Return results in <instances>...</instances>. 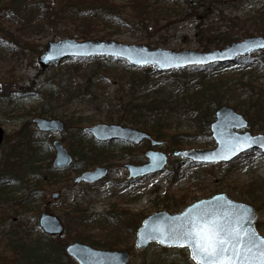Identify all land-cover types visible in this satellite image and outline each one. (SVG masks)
<instances>
[{"label":"rangeland","instance_id":"374dc122","mask_svg":"<svg viewBox=\"0 0 264 264\" xmlns=\"http://www.w3.org/2000/svg\"><path fill=\"white\" fill-rule=\"evenodd\" d=\"M6 1L0 0V4ZM47 1L62 5L66 0ZM161 3L166 4L163 7L155 5L160 12L143 13L136 5L131 6L125 0H115L111 8L116 13L114 15L118 16H113L115 19L113 17H111L113 19H104L100 13L85 15L84 18L91 21V23L86 22L87 28L80 24L77 20L79 18H63L49 24L43 20H35L31 22V29L26 34H29L30 40L33 41V44L29 45L19 39L17 43L13 42L12 38L15 40L17 38L12 35L19 34L20 29L8 22V18L2 23L3 25H0V82L13 81L9 88L0 90V127L4 132L0 144V173L4 161L10 156H8L9 152L17 155L26 151L22 147L12 150L17 141L23 143L25 135L30 138L34 133L35 136H39V141L42 139L41 141H45L46 145L51 146L54 139H60L72 153L76 143L82 141L87 145L94 142L91 135L84 131L86 126L105 122L142 129L125 121L131 116L128 104L133 105L134 100L138 102L156 87L162 89L160 94L164 98L177 97L178 104L167 110L169 114L167 121L173 126L181 127L171 129L165 137L167 143L156 149L169 155L174 150L213 148L214 143L210 144L204 131L201 133L198 129L193 116L195 112L190 113V107L186 105L187 101L183 100L182 94L191 93L196 89L212 88L214 85L213 87H217L220 93L221 104L234 108V102L244 101L249 91L259 88L264 90V70L253 68L251 72L248 64L251 60L243 63L238 61L217 64L218 66L200 71L185 68L179 73L168 71L158 74L151 66L135 68L119 59L65 58L44 69L37 64L36 58L39 54H35L36 50L40 51L50 40L57 41L68 36L80 39L75 34L81 28L89 32L90 36L87 38L102 40L107 38L124 44H147L174 51L189 49L205 51L204 46L207 48L206 51H210L234 40L264 35V32L260 33L264 24H261L257 18L264 12L262 10L264 0H193V10H190L183 0H160L158 4ZM167 6L169 10L166 9ZM83 10L85 9L77 11L72 4L66 8L70 14H79ZM258 11L261 12L257 13ZM253 15L255 19H252ZM74 21L78 22V25ZM26 35L19 37L25 38ZM259 54L255 52L250 56L257 58ZM78 69L80 73L74 76L72 72L75 73ZM66 73L72 75L64 76L63 74ZM244 73H247L244 79L250 77L253 81L252 85L245 83L241 85L240 77ZM132 77L134 80L146 78L148 81L151 80V83L148 88L136 90L131 95L122 85L126 79ZM89 78L91 80L87 83ZM71 79L73 80L67 82ZM184 86H187L188 90L181 92ZM234 88L236 90L232 92ZM75 91H78V95L74 94ZM210 109L214 113L216 107L213 103ZM237 111L243 114L242 110ZM243 115L249 118V115ZM35 117L58 118L64 125L69 124V129L64 128L61 133L40 132L32 121ZM212 117L214 118V115ZM119 118L123 120L120 121ZM142 118L151 120L147 116ZM150 120L147 124L151 122ZM257 127L258 124L255 127L249 124L247 129L252 134L264 133L258 131ZM182 132L189 133V141L173 146V138H169L168 135ZM109 142L97 144V152H99L97 159L92 157V162L81 159L86 170L98 166L108 168V174L98 182L75 183L79 170L82 171L78 169L75 161L71 168L63 171L49 169L48 166H51L54 157L52 153L39 155V163L35 164L38 166V175H46L43 179L45 183L41 186H38L41 178L38 176L35 178L31 176L30 179L27 177L24 183L14 186L3 185L8 205L6 203L0 205L3 216L0 218L1 262L13 264L18 257V252L6 240L7 230L11 226L19 225L16 229L17 235L24 234L26 230L31 238L37 239L42 232L38 225V216L47 210L61 219L64 229L69 232L68 235L84 236L89 239V241L69 239L68 235L63 234L62 237L68 240V243L83 241L98 248L128 249L131 258L126 264H194L188 248L164 247L156 243L144 248L136 247L135 230L144 216L164 210L174 214L182 211L186 205L195 202L196 199L216 193H224L231 199L255 206L256 229L264 235V195L257 187L258 182L246 187L249 183L258 181V177L264 176V154L258 150L248 151L226 164L188 163L169 155L168 164L162 172L141 180H128V172L124 165L139 163L138 160L144 161L143 154L149 145L147 142H142L140 145L128 147L124 143ZM44 147L48 148V146ZM72 154L77 160L78 156ZM35 155L37 156L36 152ZM17 158L13 160L14 170L20 175L26 172L27 168L26 170L22 166L20 168ZM93 159L100 162H95ZM48 177L50 182L46 183ZM34 190H36V198H32L26 207L14 209L9 205L12 202L10 198L25 196ZM41 193L43 196H40ZM259 194L260 198L257 199L256 196ZM76 208L78 211H73ZM91 239L93 240L90 241ZM14 242L17 244V241ZM61 260L65 262L63 264H77L74 259L70 263L64 256Z\"/></svg>","mask_w":264,"mask_h":264},{"label":"water","instance_id":"95a60500","mask_svg":"<svg viewBox=\"0 0 264 264\" xmlns=\"http://www.w3.org/2000/svg\"><path fill=\"white\" fill-rule=\"evenodd\" d=\"M193 2V0H183ZM264 50V35L241 38L221 48L202 50H178L174 51L169 48L152 47L144 44H127L112 39L65 37L60 40H50L44 46V49L37 56V64L41 69L49 67L51 64L62 61L65 58H93L109 57L119 59L134 67L151 66L158 72H168L169 70H179L190 66H209L211 64L232 63L237 58L249 56L253 52ZM2 85L0 83V90ZM214 119L209 124L210 136L215 142L214 148L209 149H183L172 152V155L184 157L191 162L220 163L228 162L237 155L247 152L248 150L259 149L264 154V134H251L249 130L239 132L248 126V121L243 114L238 113L228 105L218 107L214 112ZM37 124L40 131H61L64 124L58 118L48 119L35 117L32 120ZM88 131L97 141L123 140L135 145L140 144L143 140H148L152 147L161 146L164 140L154 139L146 131L134 129L130 126H122L115 123H96V125L87 126ZM3 129L0 127V143L3 139ZM251 142L250 146L244 147L243 142ZM240 144L242 150L233 154L228 151V146ZM55 157L52 161L54 168H66L72 162V155L68 153L66 147L59 140L53 142ZM149 160L141 165L127 164L129 175L128 178H137L146 175H152L161 172L167 162L166 154L155 149H149L145 152ZM106 169L98 166L93 170L84 171L77 176L75 182L85 181L93 182L104 176ZM196 202L187 205L184 210L175 214L164 211H156L143 219L141 225L136 230L135 245L139 248L146 247L151 242H156L162 246H179V242L167 238L164 233L175 227L183 221L186 214L193 211H202L206 208H212L217 212H240L247 210V220L245 226H250L254 232L261 238L264 235L259 234L254 228L255 209L252 205L245 202L231 199L224 193H216L206 198L195 200ZM39 224L45 233L59 235L63 232L62 222L50 212H43L39 216ZM182 247V246H179ZM191 259L195 264L197 262L192 258L191 249L188 246ZM69 256L77 261L78 264H125L129 259V252L126 250H105L98 249L85 243L72 242L65 247Z\"/></svg>","mask_w":264,"mask_h":264},{"label":"trees","instance_id":"16d2710c","mask_svg":"<svg viewBox=\"0 0 264 264\" xmlns=\"http://www.w3.org/2000/svg\"><path fill=\"white\" fill-rule=\"evenodd\" d=\"M114 1L115 0H66L62 3V5H58V4L56 5V4H53V2L47 1V0H7L6 3L0 4V25L2 23H5L8 18L9 20L8 22H10L13 26H15V28L20 29L19 34L12 35L17 38L16 40L12 38L13 42L17 43V40L19 39V41L29 45V44H33L32 43L33 41L30 40L29 34L28 35L26 34L31 29V25H30L31 22H35V20H43L44 22L49 24V23L54 22L55 20H60L63 18L71 17L74 19L79 18L77 20L80 21V24L84 25V27L87 28L88 25L86 24V22L91 23V21L86 17L84 18L85 15L91 16L95 13H100V15L104 16V19L105 18L113 19L114 18L113 16H118V15H114L116 13H114L115 11H113V8H111L113 6L112 4H114ZM150 1L151 0H125V2L131 6H134V5L138 6V9L143 13L160 12L159 9L155 7V5L163 7L166 4V3L158 4L160 0H152L153 4ZM70 4H72L76 8L77 11H81L82 9H85V10H83V12L79 14L78 13L70 14L69 12L66 11V8L69 7ZM187 5L189 6L190 10H193L194 5L192 3L187 2ZM166 9L169 10V7L167 6ZM260 12L261 11H258L257 13H260ZM252 17H253L252 19H255L254 15ZM257 18L260 20L261 24L262 23L264 24V12L262 13V15H258ZM74 22L78 25V22L76 21ZM262 32H264V27L260 30V33ZM23 34L26 35L25 38L24 37L21 38ZM65 35H66V32H65ZM75 36H78L80 39H82V38H87L90 35L87 30H83L81 28L76 31ZM42 49H40V51L36 50L35 54H40ZM203 49L206 50L207 49L206 46H204ZM93 59L98 60L99 58L93 57ZM104 59L108 60L110 58H104ZM104 59H99V60H104ZM249 60H251L248 63L249 68H251L249 69L251 72L253 71L252 70L253 68L264 70V51L260 52L257 58H255L254 56L242 57L240 59V62L243 63V61H249ZM215 65L216 64H213L211 66H215ZM96 69H99V68H96ZM188 69L200 71V70H203L204 68L190 67ZM181 71L182 70L170 71V72L179 73ZM72 73L74 74V76L76 74L78 75V73H80V70L78 69L77 71H75V73L74 72ZM72 73H66L63 75L64 76L72 75ZM246 74L247 73H244L240 77V82H242L241 85H244V83L246 85H252L253 81L250 80L251 79L250 77H246L244 79V76ZM74 76H73V79H74ZM73 79L67 82H70ZM90 80H91L90 78L87 79L88 81L87 83H89ZM141 82L143 83L141 84ZM1 83H2V88L4 90V88H9L11 86V83H13V81L4 80ZM150 83H151V80L148 81L146 80V78H143V79L137 78V80H134V78L132 77V78L126 79L122 87L124 88V90L126 91L128 90V92L132 95L134 91L136 90L148 88V85H150ZM213 86L212 88L208 87V89L203 88L201 90L196 89L191 93L182 94L183 100L187 101L186 105L190 107V113L195 112L193 116L195 118V122H196V125L198 126V129L200 130V132L204 131V134L207 137L208 141H210V144H212V140L209 136V129H208L209 126H207V124H209L213 119L212 117L213 110L210 108H211L212 103L215 105L216 108L218 106L223 105L221 104V99L219 98L220 93L218 92L217 87H213ZM251 88L253 89V87ZM186 90H188L187 86H184L181 88L180 91L183 92ZM235 90L236 89L234 88L232 92ZM77 92L78 91H75L74 94L78 95ZM160 92H162V89L160 87L159 88L156 87L154 90H151V93H150L151 95L148 94L147 96H143V98L139 99L138 102L134 100L135 103L133 105L131 103L128 104L130 105L128 108H129V112L131 116L127 120H125L127 122L133 123V125L138 128L141 127L142 129H144L149 134H151L152 136H154L156 139H159V140L166 139L165 137L167 136L169 132H171L170 131L171 129L181 128L177 125L173 126L172 123H169L167 121L168 119L167 116L169 115L167 110L171 106L178 104L177 99H176L177 97L170 96L171 98L167 99L161 96ZM249 92H250L248 93L249 95L244 99V101L238 100L239 102H236V101L234 102V106H235L234 108H236L237 110H242L243 114L249 115V118L247 119H248V123L252 127H255L256 124H258L257 130L264 131V90H261L259 88L255 91L252 90ZM50 114L54 115V113H51V112ZM144 116L151 118V120L149 119L151 121L149 124H147V121H149L147 118L145 120L144 118H142ZM122 120L123 119H120V121ZM68 125L69 124L65 123L66 129H69ZM38 134L40 135L41 133H38ZM188 136H189L188 132H182L178 134L174 133V135L173 134L168 135L169 138H173L172 139L173 146L182 144L187 140L189 141ZM38 137L39 136H35L34 133H33V136L30 138H28L27 135H25V140H24L25 143L24 141L23 143H19L17 141L14 144L15 146L12 147V150L15 151V149H17L18 147H22L23 149H26V151L17 153V155L14 152H12V154L9 152L8 156L9 155L10 156L4 161L3 170L0 173V205L4 203L7 204V200H8L7 195L5 194L3 185L14 186L19 183H24L26 181V178L28 177L30 179L31 176H33L34 178L36 176L41 177L38 186L42 185V183L44 182L43 179H45L46 175L45 176L44 174L38 175V171H37L38 166H36L35 164L39 163V160H40L39 155H44V154L50 155L53 153V148L50 144L46 145L47 143L45 141L44 142L41 141L42 139H40L39 141ZM77 140L79 139L77 138ZM84 144L85 142H82V141L81 143L80 142L76 143V146H74V150L71 151L72 153H75L78 156L76 160L78 169H82L85 166V164L82 163L81 159H83L86 162L87 160L88 162H92L91 158L94 157V159H97V155L99 154V152H97L98 149L96 146L97 144H100V143L93 142L89 144L87 143V145H84ZM44 146H48V148L46 149ZM35 152L37 153V156L35 155ZM16 158L17 160H19L18 166L20 168L22 166L24 170H26L27 168L26 172L28 174L24 172L19 175L17 174V172H15L14 170L15 163L13 160H16ZM94 161L98 162L99 160L98 161L94 160ZM138 161L139 163H141L142 160L141 161L138 160ZM92 164H94V162ZM48 167L49 169L53 170L51 166H48ZM49 179H50L49 177L46 179V183L50 182ZM256 182H258L257 184L258 189H260L264 195V176L258 177V181L251 182L246 187ZM32 198L33 199L36 198V191L35 192L31 191L30 193H28V195H25V196L10 198L12 202L9 205H12L14 209L15 207L24 208L31 201ZM256 198L259 199L260 194L256 196ZM257 199L252 198V200L254 201H257ZM254 209H256L255 206H254ZM73 211H78V209L77 208L73 209ZM113 211L114 209L111 210V212ZM4 212H6V210H4ZM111 212H109V214H111ZM2 217H3L2 212H0V218ZM254 225H255V228H257L256 223ZM18 228H19V225L11 226L7 230L8 233L6 231L8 235L6 239L8 241V244L12 245L13 248H15V250L18 252L17 253L18 257L15 260V263L13 264H63L65 263L63 260H61V257L63 256L66 257V259L69 260V262L71 263L72 259H70L64 251V247L68 243V240L64 239L62 236L63 234L68 235L69 233L66 228L62 235H59V236L48 235L47 236L43 232H41L39 233V237L37 239L31 238L29 236V233L26 230L24 234L17 235L16 232L18 230L16 229ZM68 237L69 239L78 238V239H82L85 241H89V239L84 236L77 237V236H73L72 234H69ZM92 240L93 239H91L90 241ZM14 241H17V244H15ZM0 264H6V263H3L0 261Z\"/></svg>","mask_w":264,"mask_h":264},{"label":"snow or ice","instance_id":"6c2138e0","mask_svg":"<svg viewBox=\"0 0 264 264\" xmlns=\"http://www.w3.org/2000/svg\"><path fill=\"white\" fill-rule=\"evenodd\" d=\"M245 141L243 146H250ZM235 154L240 144L228 146ZM247 210L217 212L212 208L190 210L182 222L167 230V238L188 246L197 264H264V238L245 226Z\"/></svg>","mask_w":264,"mask_h":264},{"label":"flooded vegetation","instance_id":"af4514ba","mask_svg":"<svg viewBox=\"0 0 264 264\" xmlns=\"http://www.w3.org/2000/svg\"><path fill=\"white\" fill-rule=\"evenodd\" d=\"M92 140H93V138H92ZM93 141H94V140H93ZM109 141H114V142L117 143V144H118V143H122V144L124 143V145H126V142H125V141H123V140H119V139H118V140L112 139V140H109ZM109 141H108V142H107V141L101 142V144H108V143H110ZM120 141H121V142H120ZM129 146H131V145L129 144L128 147H129ZM133 146H134V145H133ZM145 161H146V160H145ZM145 161H144V162H145ZM73 165H74V164H73ZM73 165H72V166H73ZM72 166H70V167H66V168H71ZM124 166H126V164H125ZM103 167H104V166H103ZM95 168H96V167H95ZM104 168L106 169V172H105V173H106V175H107V174H108V168H107V167H104ZM93 169H94V168H93ZM93 169H88V170H93ZM88 170H86V169H85V166H84V168H82V171L79 170V172L82 173V172H84V171H88ZM106 175H105V176H106ZM43 183H45V180H44ZM83 183H84V182H83ZM86 184H90V183L88 182V183H86ZM42 191H43V190H42ZM42 191H41V192H42ZM43 192H44V191H43ZM41 195L43 196L42 193H41Z\"/></svg>","mask_w":264,"mask_h":264}]
</instances>
